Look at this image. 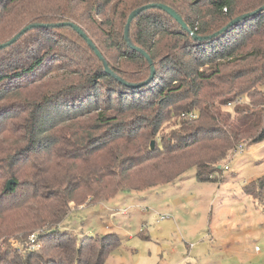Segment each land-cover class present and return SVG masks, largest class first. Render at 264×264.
I'll list each match as a JSON object with an SVG mask.
<instances>
[{"label": "trees", "instance_id": "obj_1", "mask_svg": "<svg viewBox=\"0 0 264 264\" xmlns=\"http://www.w3.org/2000/svg\"><path fill=\"white\" fill-rule=\"evenodd\" d=\"M151 4L173 8L191 33L157 8L132 22V45L155 64L145 84L150 63L127 43L125 28ZM263 7L264 0H0V17L12 8L14 24L40 25L0 50V264H105L121 237L56 228L73 203L172 183L191 168L213 182L240 144L263 142L264 11L210 38ZM69 22L104 60L59 25ZM195 110L197 119L182 117ZM251 186L245 192L256 199L264 177ZM40 231V247L29 250Z\"/></svg>", "mask_w": 264, "mask_h": 264}, {"label": "rangeland", "instance_id": "obj_2", "mask_svg": "<svg viewBox=\"0 0 264 264\" xmlns=\"http://www.w3.org/2000/svg\"><path fill=\"white\" fill-rule=\"evenodd\" d=\"M10 13L0 17V44L28 25L14 24L15 10ZM193 113L196 118L182 117L197 119ZM243 143L213 182L199 181L191 168L172 183L121 192L97 205L89 196L83 205L73 203L56 228L79 237L119 233L121 244L105 264H264V192L256 199L245 192L264 176V141Z\"/></svg>", "mask_w": 264, "mask_h": 264}, {"label": "water", "instance_id": "obj_3", "mask_svg": "<svg viewBox=\"0 0 264 264\" xmlns=\"http://www.w3.org/2000/svg\"><path fill=\"white\" fill-rule=\"evenodd\" d=\"M153 8H157V9H160V10H163L165 12H167L171 17H173L181 26L182 28L191 33V30L189 29L188 25L184 22L183 18L173 9L171 8L170 6L168 5H164V4H151V5H146V6H143L137 10H135L134 12L131 13V15L129 16L128 18V22H127V25H126V28H125V39L127 41V43L132 46L133 48H135L132 43H131V40H130V28H131V24L132 22L140 15L142 14L143 12L149 10V9H153ZM264 11V7L259 9L257 12H253V13H250V14H246L242 17H238L236 18L235 20L231 21L229 23V25L227 27H225L222 31H220L219 33L215 34L214 36L210 37V38H213V37H218L219 35L227 32L230 28L238 25L239 23L251 18L252 16H254L255 14H257L258 12H262ZM60 26H65V25H68L70 27H73L84 39H86L89 43V45L92 47V49L95 51V53L97 54V56L101 59V60H104L101 52L97 49V47L94 45V43L92 42V40H90L87 36V34L79 27L77 26L76 24L74 23H62V24H59ZM40 25L38 24H31V25H28L26 26L25 28H23L21 30V32L13 37L9 42L7 43H4V44H0V50L15 43L16 40L23 34H25L27 31L33 29V28H36V27H39ZM196 40H199V41H202L204 39H207V38H202V37H197L195 36L194 37ZM137 51L141 52L143 54V56L148 60V62L150 63V68H151V76L150 78L147 80L146 83H149L155 76V64L154 62L152 61V59L150 58V56L143 50L141 49H138V48H135ZM105 69L108 73L110 74H113V72L111 71V69L109 68V65L108 63L106 62L105 63ZM132 86V85H130ZM135 87H137L138 85H134ZM155 142H152V149L155 148ZM14 180H10L8 182V186H7V190L8 191H11L12 190V187L14 185Z\"/></svg>", "mask_w": 264, "mask_h": 264}, {"label": "built area", "instance_id": "obj_4", "mask_svg": "<svg viewBox=\"0 0 264 264\" xmlns=\"http://www.w3.org/2000/svg\"><path fill=\"white\" fill-rule=\"evenodd\" d=\"M187 116H188V118H190V119L196 118V115H195L193 112H190ZM242 144H244V143H242ZM242 144H240V145L238 146L237 151H236V154L239 152V150H241V152L244 151V146H243ZM236 154H235V155H236ZM225 169L228 170L229 167L226 165ZM163 218H167V219H169V217H163ZM41 233H42V231L37 232V233H34V234H32V235L30 236V238H29V242H28V249H29V250H34V249H37V248L40 247L39 235H40Z\"/></svg>", "mask_w": 264, "mask_h": 264}, {"label": "crops", "instance_id": "obj_5", "mask_svg": "<svg viewBox=\"0 0 264 264\" xmlns=\"http://www.w3.org/2000/svg\"><path fill=\"white\" fill-rule=\"evenodd\" d=\"M262 177H264V176H262ZM262 177H260V178H262ZM259 178V179H260ZM258 179H255V180H253V182L254 181H257ZM108 233H111V232H108ZM115 233H117V232H115ZM104 234H106V233H104ZM117 234H119V233H117ZM120 236V235H119ZM260 257H261V259L263 260V262H264V251H263V253H260ZM263 264V263H262Z\"/></svg>", "mask_w": 264, "mask_h": 264}]
</instances>
